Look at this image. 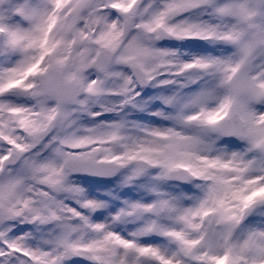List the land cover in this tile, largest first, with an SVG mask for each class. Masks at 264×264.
I'll list each match as a JSON object with an SVG mask.
<instances>
[{
	"label": "snow or ice",
	"instance_id": "obj_1",
	"mask_svg": "<svg viewBox=\"0 0 264 264\" xmlns=\"http://www.w3.org/2000/svg\"><path fill=\"white\" fill-rule=\"evenodd\" d=\"M0 264H264V0H0Z\"/></svg>",
	"mask_w": 264,
	"mask_h": 264
}]
</instances>
